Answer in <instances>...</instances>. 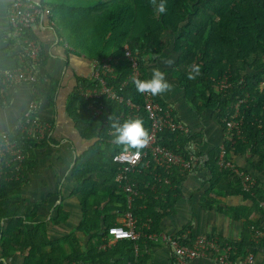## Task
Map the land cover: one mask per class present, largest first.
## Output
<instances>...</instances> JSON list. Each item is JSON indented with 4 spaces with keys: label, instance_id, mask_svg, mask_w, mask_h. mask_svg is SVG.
Here are the masks:
<instances>
[{
    "label": "trees",
    "instance_id": "16d2710c",
    "mask_svg": "<svg viewBox=\"0 0 264 264\" xmlns=\"http://www.w3.org/2000/svg\"><path fill=\"white\" fill-rule=\"evenodd\" d=\"M118 1L120 6L115 11V25L109 23L108 27L95 37V43L99 47L96 59L107 56L121 57V64L117 68L118 78L114 82L120 85L130 73V64L123 56V47L127 45L137 56L141 80H145L142 58L145 55L159 54L162 35L171 36L169 45L179 55L174 75L188 95L193 109L198 113L210 111L214 123L227 132V139L222 147L223 162H231L234 156L248 154V163L257 173L253 177L256 181L255 187L250 192H246L242 188L238 174L219 166L221 149L213 150L202 165L212 175L208 194L213 193L214 197L244 195L252 203L250 208L236 210L237 213L240 212L237 216L244 220L240 240L220 239V242L233 247L234 259L264 252V239L255 237L256 231L264 232V225L258 220L251 219L253 209L258 210L264 218V209L260 206L261 202L264 203V182L258 178V176L264 178V0H166L167 10L164 14L154 10L151 0ZM39 5L43 7V4ZM27 60L28 58L25 57V65L29 64ZM192 65L199 66L200 73L195 79L190 80L188 76ZM224 77L230 87L221 90L219 82ZM81 82L83 85L89 84L87 79H81ZM120 94L123 99L133 104L143 103L141 94L136 91L132 83H129ZM71 103L68 108L69 114L72 116L79 110L80 113L76 114L77 122L82 124V120L86 121V127L85 124L80 127L82 137H98L105 145L102 149L100 145L102 141L96 142L77 157L72 168V176L78 183L84 179L83 184H88L91 183L88 175L95 173L96 169L101 170L105 186L109 190L111 205L99 208L98 204H92L85 195L80 196L83 218L78 232L85 236L92 233L93 242L91 241L87 250L82 249L80 239L74 234H69L56 242L50 241L45 224L34 223L38 206L25 202L21 196L22 184L26 182V175L32 165L29 148L37 144L20 132L8 134L17 142V147L23 150L26 157L21 165L18 179H11L0 185L1 264L15 254L23 258V264H111L115 247L113 251L107 249V253L98 251L100 246L107 242L101 239L107 237V229L114 224V221L106 222L107 215L115 207V201L117 205H121L123 212L126 211V196L114 182L118 168L112 162V157L125 152L126 146L114 142L118 133L113 125L122 126L126 121L140 119L144 129L149 133L150 124L143 112L134 117L125 102L103 101L104 112L96 120L90 119L82 100L77 96L70 100ZM229 121L239 124L237 129H228L226 123ZM196 136L191 132L189 135L162 132L159 135V144L188 160L193 154L189 146L195 141ZM195 154L201 153L195 152ZM149 165L160 170L161 180L156 178L160 182L153 183L165 186L163 190L169 196L179 192L180 184L186 176L185 171L172 167L170 172H167L151 161ZM143 166L144 164L140 165ZM239 171L246 173L245 170ZM146 181L151 183L152 180H144V184ZM137 187L148 195V190H142L143 186ZM208 194L203 199L205 208L218 202L214 197H208ZM151 198L148 196L150 201ZM159 201L150 204L152 206L148 211L139 210L142 202L138 198L134 201L135 219L142 223L146 218H150L153 231H157L158 218L150 212ZM100 217L105 220L104 231L100 228ZM27 223H33V227L27 229ZM100 232H103L102 238ZM93 239L96 241L94 242ZM182 240L183 242L180 241L182 244L192 243ZM122 245L125 253H121L122 259L114 264L129 262L145 264L147 257L144 254L142 257L140 255L134 257L133 242L124 241L120 246ZM137 245L139 252L142 253L140 243ZM64 246H68V252L63 250ZM58 251L60 255L57 257L54 253Z\"/></svg>",
    "mask_w": 264,
    "mask_h": 264
},
{
    "label": "crops",
    "instance_id": "0c3cea01",
    "mask_svg": "<svg viewBox=\"0 0 264 264\" xmlns=\"http://www.w3.org/2000/svg\"><path fill=\"white\" fill-rule=\"evenodd\" d=\"M29 1L43 4V7L50 11L48 16L37 18L26 30V35L35 40L40 49V61L32 67L36 81L33 84H14L7 88H0V134H16L19 122L24 118L27 120L28 115V119L30 115L33 117L23 135L30 137L37 146L29 148L32 165L30 172L26 175L27 180L21 187L22 199L38 206L34 223L45 224L50 241L56 242L69 234H74L80 239L82 249L87 250L92 241V233L85 236L78 232L83 218L80 196L85 195L86 199H89L92 204H98L99 208L111 205V199L101 170L96 169L95 173L88 175L91 181L88 184H83L84 179L78 183L72 176V168L77 157L102 140L98 137H82L80 127L82 124L86 127V121L82 120V124H79L76 117V114L80 113L79 110L71 116L68 108L72 105L70 100L77 96L82 100L90 119L96 120L100 117L94 118L90 114L86 102L78 91L81 79H86L96 56L78 55L80 53L77 54L65 42V37L59 34L60 30L57 26L59 21L53 14V6L49 4V0L46 3L43 0ZM11 2L12 0H0V72L25 68L27 47L21 37L14 36L8 22ZM88 2L89 0H63L62 14L89 5ZM170 39L169 34H163L160 43L161 52L157 55H145L142 58L144 79L151 78L153 68L165 73V79L173 85V88L171 91L154 96V99L164 107L170 108L176 119L185 124L191 133L197 135L195 141L189 146L193 154L200 152L208 156L213 150L222 149L227 139V132L214 123L210 111L198 113L188 105L186 94L174 75L179 55L169 45ZM169 60L173 61L171 65L168 64ZM33 107L34 110L30 114ZM100 145L102 149L105 146L103 141ZM103 154L100 155L103 156ZM248 159V154L234 156L228 163H232L237 169L245 170V174L254 177L257 173L248 163ZM159 171L156 167L148 165L140 167L138 171L129 175L130 183L138 190L134 201L138 198L142 202L139 206L140 211H148L152 206L150 204L154 201L158 203L160 200L159 204L153 207L154 211L150 212L158 218L157 231H153L150 218H146L142 223L136 219V230L140 234L138 243L143 249L142 253L138 252V256L142 257L144 254L147 257L145 264H173L174 255L169 240L183 242L182 239H185L193 242L198 236H214L219 240L229 241L240 240L244 220L237 216L240 212L237 213L236 210L252 206L244 195L214 197L213 193L208 194L212 175L202 165L197 164L186 172L179 192L169 196L163 190L165 186L153 183L160 182L154 180L155 176L161 180ZM258 178L264 182V178L261 176ZM149 179L152 180L151 183L146 181L144 184V180ZM139 185L143 186L142 190H148V195L138 189ZM207 194L218 202L205 208L203 199ZM148 196L152 197L151 201ZM114 206L107 215L106 222L114 221L113 225H117L123 221L124 212L116 201ZM251 212V219L258 220L264 225L262 214L256 209ZM99 222L101 230L104 231L106 227L104 218L100 217ZM32 227L33 223H27V229ZM149 231L152 232L149 233ZM99 235L102 238L103 232ZM93 240L96 241V239ZM101 240L108 242L110 237L107 235ZM122 242L124 241L113 243V247L109 249L113 251L115 247V254L110 260L111 264L122 259L121 253H125L123 245L120 246ZM63 250L68 252V246H64ZM98 251L107 253L108 250L99 248ZM54 254L58 257L60 252ZM253 255V264H264V252L260 251ZM246 257L234 259L232 256L229 264H249ZM2 264H23V258L15 254L4 260ZM186 264L219 263L211 257H198Z\"/></svg>",
    "mask_w": 264,
    "mask_h": 264
},
{
    "label": "built area",
    "instance_id": "2783aa9c",
    "mask_svg": "<svg viewBox=\"0 0 264 264\" xmlns=\"http://www.w3.org/2000/svg\"><path fill=\"white\" fill-rule=\"evenodd\" d=\"M50 13L46 7L25 0H12L8 15V22L12 31L20 35L28 30L37 18L48 16ZM27 45L26 55L32 61L38 60V49L35 42L29 39L25 41ZM123 56L130 64V73L120 85H116L118 78L117 68L121 64V57L107 56L100 59H94L91 64L86 79L89 84L79 85V95L87 104V109L94 118H98L104 112L103 101H113L116 103L125 102L130 109L132 115L143 112L150 124L148 133V144L140 151L139 159H135V152H120L112 157V162L117 166L118 173L115 181L126 195V211L124 219L120 224L113 225L107 229V235L110 240L100 246L101 250H107L113 247V243L117 241H130L134 243V257L137 258L139 247L137 245L140 234L136 230V219L133 214V201L138 195V190L133 187L129 181V175L138 171L141 164L148 166L150 161L157 167L170 172L172 167L179 168L182 171L189 172L195 165H204L207 156L202 154H192L188 160L159 144V135L162 132L179 133L181 135H189V128L179 122L173 111L159 104L150 93L141 94L143 98L142 104H133L129 100L123 99L120 92L129 84H133V79H141V71L139 68V60L130 48L125 45L123 47ZM36 81L32 71L24 68L0 73V86L9 87L14 84L34 83ZM230 87L226 77L219 82V89L224 90ZM34 108V107H33ZM237 114V112L235 113ZM28 122V121H27ZM228 129L236 128L239 124L226 123ZM24 123H19L18 130H26ZM218 159V164L224 170L229 169L234 174L239 170L231 163L223 162V149ZM150 156V158H149ZM25 154L22 149L17 147V142L11 139L6 133L0 134V185L2 182H8L11 179H18L22 163L25 161ZM15 164V165H14ZM242 181V188L246 192H250L255 187V179L248 174H238ZM157 176H155V180ZM260 206L264 208V203ZM113 229L116 231L114 232ZM150 237V236H148ZM256 238L264 239V232L256 231ZM151 239H153L151 237ZM173 249V264H186L198 257H211L219 264H229L233 255V247L227 243L222 244L217 237L214 236H198L190 244H182L179 241L169 240ZM249 264H253L254 255L249 254L246 257ZM95 264V263H89ZM132 264V263H128Z\"/></svg>",
    "mask_w": 264,
    "mask_h": 264
},
{
    "label": "rangeland",
    "instance_id": "374dc122",
    "mask_svg": "<svg viewBox=\"0 0 264 264\" xmlns=\"http://www.w3.org/2000/svg\"><path fill=\"white\" fill-rule=\"evenodd\" d=\"M43 1L46 3L48 0ZM62 1L63 0L48 1L50 2L49 4L53 6L55 18L59 21V23H57L60 30L59 34L65 37V42L68 43L77 54L80 53L78 55H84L86 57L97 56L99 47L96 45L94 37L102 30H105L109 23L115 25V11L120 6L118 4L119 1L89 0V5H84L80 9H72L64 14H62L61 10ZM91 4L94 6H90ZM0 88L2 87L0 86ZM186 99L188 105L192 107L187 94ZM239 173L241 175V173L244 172L239 171L236 174Z\"/></svg>",
    "mask_w": 264,
    "mask_h": 264
},
{
    "label": "clouds",
    "instance_id": "9594fccd",
    "mask_svg": "<svg viewBox=\"0 0 264 264\" xmlns=\"http://www.w3.org/2000/svg\"><path fill=\"white\" fill-rule=\"evenodd\" d=\"M151 4L154 10L159 14H164L167 10L166 0H159V3H157V0H151ZM172 63V60L168 61L169 65ZM199 73V66H190L188 79H195L196 75H199ZM133 85L138 93H150L152 96L171 91L173 88V85L165 79V73L157 68L152 69V76L150 79L141 80L134 78ZM113 127L116 128V132L118 133L114 142L117 145H125V151L128 149H136L137 151L134 157L135 159H139L140 150L145 148L148 144V132L144 129L143 122L140 119H135L126 121L122 126L113 125ZM113 231L115 232L116 230L113 229Z\"/></svg>",
    "mask_w": 264,
    "mask_h": 264
},
{
    "label": "bare ground",
    "instance_id": "6f19581e",
    "mask_svg": "<svg viewBox=\"0 0 264 264\" xmlns=\"http://www.w3.org/2000/svg\"><path fill=\"white\" fill-rule=\"evenodd\" d=\"M26 32L27 31H24L23 33H21L20 35H17V34H15L14 32V36H16V37H21L23 40H24V43H25V41H26V39H29V40H32V41H34L35 42V46L37 47V49H38V60L37 61H32L31 59H29L28 57H27V55H26V53H25V57H27L28 58V60L27 61H29V66L28 65H25V68H27V69H29V70H31L32 71V74L34 75V73H33V69H32V67H34V65L36 64V63H38L39 61H40V57H39V54H40V49H39V47H38V45H37V43H36V41L35 40H33V39H31V38H29L28 36H26L25 34H26ZM25 45H26V43H25ZM26 47H27V45H26ZM28 48V47H27ZM22 69H24V67L22 68ZM15 70H17V69H15ZM9 71H11V70H9ZM5 72V71H4ZM0 73H3V72H0ZM35 76V75H34ZM35 78H36V76H35ZM35 83V82H34ZM21 84H29V83H21ZM33 84V83H32ZM2 87V86H1ZM2 88H7V87H2ZM33 110H34V108H31V111H30V114H32V112H33ZM31 115H30V119H31ZM29 118V115L27 116V120H26V118H24V120L22 119L19 123H24L25 125H26V127L30 124V119H28ZM32 120V119H31ZM28 121V122H27ZM18 132H20V133H22V134H25L26 133V130H18L17 131V133ZM16 133V134H17ZM28 133V132H27ZM28 137V136H27Z\"/></svg>",
    "mask_w": 264,
    "mask_h": 264
}]
</instances>
